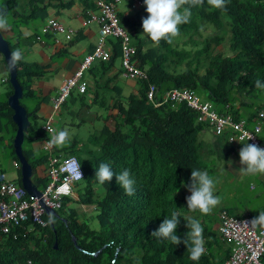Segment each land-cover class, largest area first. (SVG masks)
I'll return each mask as SVG.
<instances>
[{"label":"trees","instance_id":"1","mask_svg":"<svg viewBox=\"0 0 264 264\" xmlns=\"http://www.w3.org/2000/svg\"><path fill=\"white\" fill-rule=\"evenodd\" d=\"M74 1L3 0L0 4L8 8L7 13H2L14 17L13 25L23 37L21 26L39 22L46 27L50 8L71 7ZM82 1L84 16L98 10L97 0ZM129 1L131 7L135 0ZM139 9L133 15L120 10L118 15L121 26L136 35L135 60L148 69V80L137 79L139 91L128 97L127 105L119 104L121 120L115 129L101 131L93 150L98 154L84 158L76 140L70 147L69 154L78 157L84 170V178L76 184L84 189L78 193L79 198L64 197L58 215H44L46 226L30 228L26 222L12 227L7 234L0 231V264H17L29 258L37 264H223L229 257L230 254L222 258L224 241L217 228H203L205 253L198 261L189 259L185 244L157 240L151 233L173 210L195 218L187 208L188 195L181 191L182 187L190 183L192 169L207 171L217 160H228L232 152L229 139L236 132L229 128L221 135L213 134L212 143L201 139L206 125L198 121V111L187 102L168 101L156 107L149 102L147 89L153 83L161 92L174 87L190 88L201 97L204 91L208 99L204 101L211 102L219 113L231 114L237 120L250 112V126L260 120V139H264V117L259 116L264 111V89L254 84L257 79L264 83V0H227L222 10L212 9L205 0L203 5L191 8L190 22L179 26L180 34L172 44L162 39L157 45L142 36V19L148 14L146 5ZM203 34L206 36L202 39ZM228 35L232 55L215 52ZM113 43L114 55L96 65L102 71L121 57V41ZM17 65L24 98L33 93L31 79L43 75V68L24 60ZM36 112L37 108L28 111L30 134L36 127ZM13 114L8 102H0L1 124L8 121L17 127ZM24 154L34 170L44 164L36 157L30 160L25 147ZM100 163L109 164L114 173L129 170L136 181L134 195L125 193L115 175L101 185L95 177ZM46 176L38 178L40 189L49 183ZM98 188L104 191L102 195L97 194ZM76 200L82 205H94L97 215L83 219L78 209L70 206ZM50 216L54 218L52 223ZM179 219L176 234L183 240L186 221ZM73 235L81 248L76 247Z\"/></svg>","mask_w":264,"mask_h":264},{"label":"built area","instance_id":"2","mask_svg":"<svg viewBox=\"0 0 264 264\" xmlns=\"http://www.w3.org/2000/svg\"><path fill=\"white\" fill-rule=\"evenodd\" d=\"M123 0H97L98 10L87 13L83 19V25L92 22L99 24V36L94 50L87 54L74 73L67 78L54 99V105L59 108L71 96L76 88L79 92L85 93L89 83L84 79V73L92 67L98 59L107 60L114 55V43L108 44L109 38H117L121 41V65L123 75L131 79L148 80L149 73L145 67H140L135 60L136 47L130 41L129 32L120 24L118 5ZM141 0H135L133 7L142 6ZM46 31H57L65 34L67 40H72L77 29L66 26L56 17L48 19ZM147 98L154 106L159 107L168 101L177 103L187 102L194 110L198 111V121L206 125L216 134H223L227 129H233L236 134L230 136V142L239 141L244 133L252 134V139L247 143L256 144L264 148V142L260 139L263 130L262 123L255 120L250 126L248 118H236L231 114L217 112L211 102L202 101L195 90L180 87L171 88L160 92L156 84H149ZM264 117V111L260 112ZM52 130L50 124L44 126V130ZM259 129V131H257ZM53 147H47L52 149ZM80 165V171L84 178V170L76 155L61 154L52 155L48 161L49 183L41 189V197L31 196L23 185H18L7 178L6 173L0 171V231L3 234L10 232L12 227L21 226L26 222L31 225L46 226L48 224L44 215L48 214L46 208L50 207L58 211L62 208L63 199L67 196L76 197V184L82 179H76L73 175V165ZM257 216L232 215L226 209L220 213L219 236L222 241L230 245V255L223 264H264V228L252 227L251 220ZM17 264H37L33 259H27Z\"/></svg>","mask_w":264,"mask_h":264},{"label":"crops","instance_id":"3","mask_svg":"<svg viewBox=\"0 0 264 264\" xmlns=\"http://www.w3.org/2000/svg\"><path fill=\"white\" fill-rule=\"evenodd\" d=\"M76 1L77 0L74 1L71 7L54 9L55 14L53 15L61 22H64L66 26L77 29V33L72 40L58 37L57 33L60 32L57 31L36 32L39 25H41L39 22H32L30 26H21L20 30L25 37H20L18 35V30L15 25H13L14 20L8 19L10 27L4 32L11 44V48L21 49L25 62L37 63L43 68V75L31 79L30 85L33 93L24 97L26 98V102L23 103L21 101L28 111H33L37 108V120L34 123V126H36L35 130L31 134L30 132L28 133V136L25 138L28 144L26 146L24 145L32 161L35 160V157L42 149L55 150V146H53L52 149H47L46 147L45 142L49 138V131H45L44 126L50 124L53 130L52 123H58L59 119L62 120V118H64L63 108L68 100L59 108H56L54 99L59 94L61 86L66 83L67 78L79 67L85 56L94 50L98 40L99 24L94 21L88 25H83V19L85 17L84 3L82 0ZM64 12H66L68 16V21L60 18V15ZM30 37L32 38L30 39ZM118 60L121 65V58H118L117 61ZM101 61L106 60L98 59L92 67L85 71L84 78L86 77L85 80L89 83V87L85 93H81L77 90L80 95L84 94L85 97L81 99L79 96L78 101H80V103L75 105L74 108L67 109L66 113L68 118L66 124L76 125L82 124L83 122L95 123L99 118H102L100 110L106 112L107 119L113 124L111 125L112 127L114 125L116 126L118 120H121L119 104L127 105L128 97L133 93L127 95L123 86L126 85V83L122 86L117 83L119 78H126L122 73V65L118 67L116 61L111 67L102 71L101 66H96ZM9 81L10 73L8 66L3 54L0 53V102H8L9 96L14 92V88ZM96 90L98 91L96 92ZM108 101H111L110 106H106ZM250 115L251 113L248 112L243 118H250ZM17 128L18 126L15 127V125L8 121L5 124L0 123V171L6 173L9 180H13L18 185H21V163L16 158L14 148V137ZM205 131L204 129L203 132ZM212 133L216 134L214 132ZM37 135L40 137L34 139L33 137ZM205 140L210 143L213 141L212 139L207 140V138ZM262 140L264 142V139ZM243 142L246 143V141ZM231 146L232 152L225 162L227 172L239 181L249 182L248 188L250 190H257L255 197H257L259 201L258 206L253 207V209L246 206L241 214L258 216L259 211H264V175L257 174L253 176L242 172L240 169L246 167L241 165L239 158V151L243 147V144L240 141H236L232 143ZM49 158L50 156H48V160ZM36 169L33 180L38 185V178L48 175V163L46 165H39ZM237 205L238 204H236V206ZM216 228L218 230L219 227ZM230 251V246L224 248L221 251L222 258L229 255Z\"/></svg>","mask_w":264,"mask_h":264},{"label":"clouds","instance_id":"4","mask_svg":"<svg viewBox=\"0 0 264 264\" xmlns=\"http://www.w3.org/2000/svg\"><path fill=\"white\" fill-rule=\"evenodd\" d=\"M142 2V6L146 5L148 14L142 19V34L158 45L162 39L168 44H172L174 38L180 34L179 26L190 22L191 8L203 5L205 0H143ZM226 2L227 0H207V5L212 9L222 10L225 9ZM142 6H131V8L139 9ZM9 27L7 16L0 12V32L7 31ZM22 60L21 49L11 50L10 58L7 60L9 68H15ZM254 84L256 88L264 89V83L259 79ZM48 131L49 138L45 142L46 147H63L69 142V133L66 129H49ZM245 139L247 141L252 139V134L244 133L237 139L243 144L239 151L240 163L246 166L240 170L247 175H264V148L256 144L245 143L243 142ZM73 175L76 179L83 178L80 165H73ZM114 175L117 184L124 189L125 193L129 196L134 195L136 181L129 170L125 169L119 173H114L109 164L100 163L95 171V177L101 185L106 181H110ZM216 183L217 181L207 171L192 169L190 183L185 185L190 192V195L186 197L189 211L208 215L220 204V197L214 194ZM180 217H183L186 221L187 228L183 240L176 234V229L180 224ZM52 222H54V218L50 216L49 223ZM250 223L254 228H264V211H259V215L253 218ZM203 231L204 229L199 219L192 216H182L178 211L173 210L170 215L164 217L158 228L151 233V236L157 240L168 241L173 245L185 244L189 252V259L198 261L205 253Z\"/></svg>","mask_w":264,"mask_h":264},{"label":"rangeland","instance_id":"5","mask_svg":"<svg viewBox=\"0 0 264 264\" xmlns=\"http://www.w3.org/2000/svg\"><path fill=\"white\" fill-rule=\"evenodd\" d=\"M2 1L3 0H0V2H2ZM78 1H80V0H77L76 2H78ZM129 3H130L129 0H123L118 5L119 10L126 11L130 15H133V14H135L136 11L140 10V9H138V10L132 9L131 7H129ZM54 14H55L54 8H50L49 9V16L54 17L53 16ZM5 15L7 16L8 19L12 20L14 18L10 14H8V15L5 14ZM60 16H61L60 17L61 19H65L66 21H68V16L66 15V12L62 13ZM44 28H45V26L43 27V24H41V25H39L36 32L42 33L44 31ZM215 33H217V32H215ZM221 33L222 32H218V34H221ZM57 34H58V37L66 38L65 34H63V33H57ZM142 36H144V34H142ZM205 36L206 35L203 34L201 36V38L203 39V38H205ZM228 37H229V35L226 36V39H227L226 41H224L221 45L215 47V52L222 51L223 53H225L224 55H232V51L230 50ZM117 40H118L117 38L113 37V38H109V40L107 42L110 45L111 41L115 42ZM130 41L132 44L136 41V35L135 34H132V33L130 34ZM116 65L118 67L121 66L119 60L117 61ZM183 65L186 66L187 64L184 62ZM117 83L120 86H122L124 83H126V85H123V86L125 89V93L127 95H130L131 93L136 94L140 89L139 83H137V79L119 78ZM79 96L81 97V99H82V97H85L84 94L80 95L78 93L77 89L74 88L72 91L71 97L68 99L66 105H64V108H63V114H64L63 117L64 118H62V120L59 119L58 123H55V122L52 123L53 130H56V129L64 130V129H66L68 131L69 142L63 147H55V150H53V151L42 149V151L37 154L36 159L44 160V165H46V162H47L46 159H48V156L58 155V154H61L62 156L68 155L69 151H70V147L73 146V143L75 142V140L77 141V143L80 142V145L77 147V149H82L81 153H82L83 157L84 158H90V159L93 158L94 155L98 154L97 152H95V154H93V150L95 149V147L97 148L96 140L101 136V131L104 130L105 128H109L112 130L115 129V125L113 127L111 126L113 124L110 122V120L107 119V114H106V112H104V110L103 111L100 110L101 111L100 114H102V118H99L95 123L83 122L82 124H76V125L66 124L67 123L66 121L68 118V115L66 113L67 109L68 108H74L75 105L80 103V101H78ZM201 99H202V101L208 100L206 92H204V91L201 92ZM21 101L23 103L26 102V98H23ZM110 105H111V101H108L106 103V106H110ZM246 115H247L246 113H243L244 117ZM102 138H105V135L100 138V141H102ZM206 138H207V140L208 139L214 140L213 133L211 132L210 129L206 130L201 135V139H206ZM27 144H28L27 140L24 141V145L26 146ZM43 171H44V168H43ZM207 172L209 173L210 176H212L217 181L214 194L220 197L221 202L208 215H201L199 212H196L195 214L193 212L191 213V215L195 216V218L200 220L203 228L208 227V228L212 229V227H213L216 229V227H219L220 213L223 209H226L232 215H242L241 213H243L246 206H249L250 209H253V207L258 206L259 201H258L257 197H255V193L257 192V190L256 189L250 190L248 188L249 182L239 181L233 175H231L229 172H227V169L225 166V161L217 160L216 163H213L212 166H210L207 169ZM97 186H99V185H97ZM41 188H42V186H41ZM82 191H84V189L82 187L76 186L75 192L77 193V196L75 197V199L79 198L78 193H81ZM181 191L184 192L186 195H190V192L188 191L187 187H185V186L182 187ZM103 192H104L103 190L99 189L97 194L102 195ZM69 197L74 198L72 196H69ZM236 204H238V205L236 206ZM70 206L76 207L83 219L92 218V217H95L97 215V212L95 211L94 205H89V206L88 205H82V204L78 203L76 200L74 202H71ZM94 224L99 225L98 220H94ZM32 227L33 226L30 224V228H32ZM221 246H222V249H224V248H228L230 245L228 243H222Z\"/></svg>","mask_w":264,"mask_h":264},{"label":"water","instance_id":"6","mask_svg":"<svg viewBox=\"0 0 264 264\" xmlns=\"http://www.w3.org/2000/svg\"><path fill=\"white\" fill-rule=\"evenodd\" d=\"M0 12L7 13L8 8L0 4ZM11 50L12 48L8 38L5 36L4 32H0V53H2L5 58L10 73V82L14 88V92L8 98V104L14 110L13 120L18 126L14 137V148L21 163L22 185L31 196L41 197V189L33 180L35 170L24 154V141L29 133L31 120L29 118L28 109L21 103V99L24 96V90L18 78V65L13 69H10L8 65L7 60L10 58ZM46 210L48 214L58 215V211L53 210L50 207H47ZM73 240L76 247L81 248L75 235H73ZM55 248H58L57 241L55 242ZM100 251L101 250L98 252Z\"/></svg>","mask_w":264,"mask_h":264}]
</instances>
